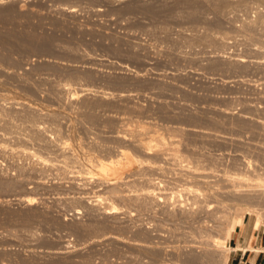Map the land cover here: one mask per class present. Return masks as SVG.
Here are the masks:
<instances>
[{
    "label": "rangeland",
    "instance_id": "obj_1",
    "mask_svg": "<svg viewBox=\"0 0 264 264\" xmlns=\"http://www.w3.org/2000/svg\"><path fill=\"white\" fill-rule=\"evenodd\" d=\"M263 5L0 0V142L16 148L0 151V181L10 183L0 188V264H186L235 207H264ZM139 126L172 136L185 160L139 149L135 138L146 134L127 129ZM121 150L143 162L116 181L117 194L70 171L73 158L109 162ZM189 166L204 176L189 177ZM146 176L162 180L166 198L153 209ZM97 193L112 196L117 213L92 202Z\"/></svg>",
    "mask_w": 264,
    "mask_h": 264
},
{
    "label": "bare ground",
    "instance_id": "obj_2",
    "mask_svg": "<svg viewBox=\"0 0 264 264\" xmlns=\"http://www.w3.org/2000/svg\"><path fill=\"white\" fill-rule=\"evenodd\" d=\"M262 2H263V0H262ZM264 6V5H263ZM262 8V7H261ZM259 9V8H258ZM143 126V125H142ZM144 127V126H143ZM141 127L139 126V128L137 129L136 127H135V129L134 128H127L128 129V131H136V134L138 135V134H140V133H145L146 135H143V134H141V136H138L137 138H135V146H137L139 149H141L142 151H144V152H150L152 149V151H154V150H156L157 151V153H160V155L161 154H165V156L166 155H168V156H166L167 158H170L171 160H176L177 162V164L178 165H180V163H178V162H181V161H183V160H185V158H184V156H183V158H182V156L181 155H179V153L177 154L176 152V149H174V146H176L175 144H172L173 142H172V136H170V138L168 137V136H164L162 133H160V132H158L157 130H149V129H147V130H142V128L140 129ZM125 129V128H124ZM144 129V128H143ZM123 130V129H122ZM49 131V130H48ZM124 131H127V130H124ZM50 132H52V131H50ZM54 132V131H53ZM138 132V133H137ZM121 133H122V136H123V131H121ZM129 133V132H128ZM127 133V134H128ZM132 134V133H131ZM130 134V135H131ZM119 135H121V134H119L118 132H117V135H116V137L117 136H119ZM122 136L120 137V138H122ZM124 137H125V135H124ZM123 137V138H124ZM172 138V139H171ZM119 139V138H118ZM174 143H176V142H174ZM172 144V145H171ZM57 146L58 148H65L66 147V142L65 141H61L60 139H58V141L54 144V146ZM174 145V146H173ZM16 149V148H15ZM14 148H9L6 144H4L3 142H0V151H7V150H10V151H13V150H15ZM140 150V151H141ZM129 151V150H128ZM151 151V152H152ZM16 152H18V153H26V155L27 154H29L30 156H32L33 157V160H34V163L36 164V162H42L43 163V161L44 160H47V159H45L43 156H41L40 154H37L35 151H30L29 150V148H21V149H18V150H16ZM143 152V153H144ZM20 153V154H21ZM119 155V157L117 156V158L115 159H112V160H110L109 162L106 160H103V159H100V157L99 158H97V157H93V158H87V159H85V160H82V161H80L79 160V158L78 159H76V158H71L72 160V162L73 163H75L74 165L76 166L75 168H74V165H72V166H70L71 167V169H70V171L72 172L73 171V175H79V177L80 176H82V178L83 179H86V177H87V175H83V173H87L88 175H93L94 174V176L93 177H97L98 178V180H100V181H102L103 183H102V185L105 183V185H107V186H105V187H107V188H109L111 191H112V193H109V194H113V193H115V194H117V193H119V191L120 190H118V188L119 187H116L117 185H115L116 184V181L119 179H121L122 180V176H127V175H129V171L131 170L130 169V165L132 166V164L134 165V164H136L137 162H143V160H140L141 158H138L137 156H134L133 154H131V151H129V152H127V150L126 151H124V150H121L120 151V154H118ZM181 156V157H180ZM149 158V157H148ZM147 158V159H148ZM166 158V159H167ZM82 159V158H81ZM145 159V158H144ZM109 160V159H108ZM48 161H50V160H48ZM135 161H137L136 163H135ZM150 161V160H149ZM44 162H46V161H44ZM70 162V161H69ZM174 162V161H173ZM38 163L36 164V165H38ZM41 163V164H42ZM47 163V162H46ZM45 163V164H46ZM147 163V162H146ZM153 163V162H152ZM182 163V162H181ZM187 163V162H186ZM141 164H143V163H141ZM33 165V164H32ZM49 165V164H48ZM64 165H66V166H68V161H66V159L64 160ZM64 165H62L61 167H65ZM144 165H145V161H144ZM146 165H149V164H146ZM152 165V164H151ZM161 165V164H160ZM160 165H159V163H157L155 166H158V167H160ZM176 165V164H175ZM183 165V164H182ZM139 166H140V164H139ZM143 166V165H142ZM153 166V165H152ZM177 166V165H176ZM188 166V165H187ZM135 167H137V166H135ZM145 167V166H144ZM66 168V167H65ZM73 168V169H72ZM142 168V167H141ZM150 168V167H149ZM162 168V167H161ZM178 168H180V167H178ZM186 168H189V171H188V176L189 177H193V178H196V177H199V176H204L203 174H200V170L196 167V166H189V167H186ZM199 170V171H197V169ZM137 169V168H136ZM159 169V168H158ZM172 169V168H171ZM170 169V170H171ZM174 169V168H173ZM172 169V170H173ZM133 171H134V169H132ZM204 170V169H203ZM140 171V170H139ZM157 171V170H156ZM202 171V170H201ZM144 172H145V170H144ZM159 172V171H158ZM199 172V173H198ZM82 173V174H81ZM131 173V175H132V172H130ZM142 173V172H141ZM204 173V172H203ZM71 174V175H72ZM137 174H138V172H137ZM206 174V173H205ZM208 174V173H207ZM130 175V176H131ZM140 175V174H139ZM134 176V175H133ZM142 176V175H141ZM77 177V176H76ZM128 177V176H127ZM231 177H233V178H236V180L238 179V178H244V179H242V180H245V174H243V173H240V172H237V173H234ZM81 178V179H82ZM90 178V177H89ZM124 178V177H123ZM142 178H145V182H149L148 183V185H147V187L144 189V192H145V194H146V196L148 197V200H146V198L144 199V200H146V202H145V205L146 206H149L150 208H154L156 205L158 206L159 204H160V202H163V197L165 198V196L163 195L162 196V191H160V187L162 186V183H161V179H159V178H157V177H152V176H146V177H142ZM156 178V179H155ZM199 178H201V177H199ZM77 179V178H76ZM75 179V180H76ZM192 179V178H191ZM204 179V178H203ZM203 179H200V180H202V181H204V183H205V180H203ZM232 179V178H231ZM87 180V181H86ZM85 181L86 182H88V179H86ZM120 180V181H121ZM126 180H127V178H126ZM125 180V181H126ZM182 180V179H181ZM188 180V179H187ZM195 180V179H194ZM239 180V179H238ZM241 180V179H240ZM83 181V180H82ZM84 181V182H85ZM123 182V181H122ZM164 182V181H163ZM117 184H119V182L117 183ZM182 184V183H181ZM9 185H10V183L8 182V183H5V182H1L0 181V188L1 189H3V188H6L7 186L9 187ZM121 185V184H120ZM189 185V184H188ZM104 186V185H103ZM119 186V185H118ZM160 186V187H159ZM173 186V185H172ZM180 186V185H179ZM170 187V186H169ZM186 187V186H185ZM189 187L190 186H188V187H186L187 188V190L189 189ZM172 188V187H171ZM191 188V187H190ZM192 189V188H191ZM110 190H108V192L110 191ZM142 190V189H141ZM166 190V189H165ZM190 190V189H189ZM143 191V190H142ZM176 191H177V189H176ZM175 191V192H176ZM184 191H185V189H184ZM131 192V191H130ZM164 192V191H163ZM179 192H180V190H179ZM121 193V195H116L118 198H122V197H126V195L125 194H122V191L120 192ZM173 193H174V191H173ZM236 193V192H235ZM258 193V199H259V202H260V195L261 194H259V192H257ZM264 193V192H263ZM86 194V193H85ZM108 194V193H107ZM115 194H114V196L113 197H116L115 196ZM171 194V193H170ZM169 194V195H170ZM238 194V193H237ZM236 194V195H237ZM250 194V195H249ZM248 194V196L249 197H252L251 195H252V193H249ZM241 195V194H240ZM239 195V196H240ZM253 195H255V193L253 194ZM174 196V195H173ZM242 196V195H241ZM245 196V195H244ZM247 196V195H246ZM256 196V195H255ZM254 196V197H255ZM84 197V196H83ZM168 197V196H167ZM111 198H112V196H110V195H105V194H100V193H97V194H95L94 195V198L92 197V202H93V200H96V202H98L97 200H100L101 201V203L103 204V203H107L105 206H104V208H105V211L106 212H110V211H113V213H114V211L116 212L117 210H116V206L114 205L115 203H112V201L113 200H111ZM129 198V197H128ZM137 198V197H136ZM253 198V197H252ZM257 198V197H256ZM21 199L23 200V201H26V202H28V203H30V202H33V198H31V197H29V196H25V197H21ZM126 199V198H125ZM251 199V198H250ZM119 200H121V199H119ZM122 200H123V198H122ZM165 200H166V198H165ZM257 200V199H256ZM255 200V201H256ZM261 200L263 201L264 200V194H262L261 195ZM115 201V200H114ZM182 201V200H181ZM258 202V203H259ZM100 203V202H99ZM99 203H98V205H99ZM144 202H142V204H143ZM97 203H95V205H96ZM181 204V203H180ZM255 204H257V202L255 203ZM144 205V204H143ZM252 205H254V204H252ZM259 206H260V204H258ZM255 206H257V205H255ZM180 207H181V209H177L178 210V212H179V214H181V215H185V214H189V211L187 212V211H185V209H183L184 207H183V205H180ZM157 208V207H156ZM150 210V209H149ZM234 210H236V216H234L230 221H229V223H228V226H226L225 228V230H223L222 229V231H223V233L220 235V233H218L219 235H213V234H211L212 236H208V239H206L205 240V242H202L201 244H204V246H202V247H204V249H205V251L204 252H202V253H199V254H197V253H195L196 251H192V252H190L189 254H186L187 256H185V261H186V264H194V263H198V264H211L210 263V261L213 259V252L214 251H216V250H219V251H221V263L220 264H226V262H227V256H228V252H229V250H231L232 249V246H230L229 244H228V238H229V236H230V234H231V231L234 229V227H235V225H237V224H240L241 222H242V220H243V216L245 215V214H249V215H254V217H255V220L252 222V221H250V223H252L251 224V226H253L254 228H257L258 226H259V224H260V222H261V218H262V216L264 215V207L263 206H261V207H257V208H254V209H249V208H236L235 207V209ZM75 212H78V213H80V209L79 208H76L75 209ZM112 213V212H111ZM117 213V212H116ZM191 214V213H190ZM189 214V215H190ZM263 214V215H262ZM186 216V215H185ZM190 217V216H189ZM187 218V217H186ZM216 218V217H215ZM218 218V217H217ZM222 218V219H221ZM263 218H264V216H263ZM224 219H223V217L221 216V217H219V219H217L216 220V223H214V225L212 224V226H213V229L215 228V230H217L219 227H222L221 225L223 224V221ZM202 221H204V220H202ZM215 222V221H214ZM204 223V222H203ZM243 224V223H242ZM263 224V223H262ZM211 227V226H210ZM218 230H220V229H218ZM222 231H220V232H222ZM217 232H219V231H217ZM205 235H207V234H205ZM202 237V236H201ZM204 237V236H203ZM204 239V238H203ZM202 240V239H201ZM237 247V246H236ZM235 247V248H236ZM240 247V246H239ZM250 247V246H249ZM199 249H200V247H198ZM234 248V247H233ZM257 249V248H256ZM261 250V249H260ZM220 256V255H219ZM213 264H214V262H213Z\"/></svg>",
    "mask_w": 264,
    "mask_h": 264
},
{
    "label": "crops",
    "instance_id": "obj_3",
    "mask_svg": "<svg viewBox=\"0 0 264 264\" xmlns=\"http://www.w3.org/2000/svg\"><path fill=\"white\" fill-rule=\"evenodd\" d=\"M228 244L232 246L227 257L229 264H264V227L254 228L243 218L231 231Z\"/></svg>",
    "mask_w": 264,
    "mask_h": 264
}]
</instances>
